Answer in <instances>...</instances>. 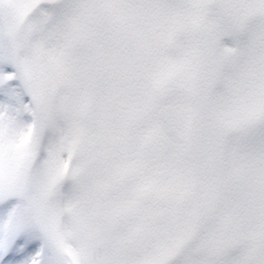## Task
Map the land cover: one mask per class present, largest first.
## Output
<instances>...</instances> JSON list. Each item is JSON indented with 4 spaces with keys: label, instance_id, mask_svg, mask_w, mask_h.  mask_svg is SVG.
Returning a JSON list of instances; mask_svg holds the SVG:
<instances>
[{
    "label": "snow or ice",
    "instance_id": "6c2138e0",
    "mask_svg": "<svg viewBox=\"0 0 264 264\" xmlns=\"http://www.w3.org/2000/svg\"><path fill=\"white\" fill-rule=\"evenodd\" d=\"M0 264H264V0H0Z\"/></svg>",
    "mask_w": 264,
    "mask_h": 264
}]
</instances>
